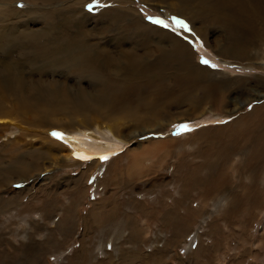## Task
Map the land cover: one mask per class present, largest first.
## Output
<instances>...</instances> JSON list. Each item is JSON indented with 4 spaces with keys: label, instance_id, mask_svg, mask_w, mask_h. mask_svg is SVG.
Masks as SVG:
<instances>
[{
    "label": "rangeland",
    "instance_id": "374dc122",
    "mask_svg": "<svg viewBox=\"0 0 264 264\" xmlns=\"http://www.w3.org/2000/svg\"><path fill=\"white\" fill-rule=\"evenodd\" d=\"M174 3L0 0V35L11 28L45 31L52 10L63 11L60 15L66 19L74 9L77 18L88 14L84 17L88 43L118 60H126L129 49H143L131 38L126 20L100 23L97 9L109 6L124 13L133 11L143 21L185 41L192 61L213 78L229 81L224 94L232 90L224 106L205 100V107L192 114H188L193 110L188 102H177L166 94L160 96L163 114L150 115L145 109L149 104L142 94H136L125 110L84 116L73 109H52L42 101L19 103L0 81V115L15 120L0 123V264H264V36H256L253 45L240 28L242 34L236 36L250 45L248 54L241 59L229 56L223 51L233 45L230 34L219 33L216 25L206 34L198 33L187 16L170 8ZM173 18L188 27L178 26ZM218 35H223L222 48L214 44ZM153 40L155 49L156 37ZM24 45L0 49V68L9 59L25 71L28 87L56 79L70 93L80 88L94 91L90 79L63 68L46 69L35 56L34 44ZM157 55L146 64L153 65ZM205 59L208 64L202 62ZM123 66H112L119 78L110 84L128 96L132 82L123 77ZM178 68L175 64L168 70L167 85H173ZM157 88L151 82L149 100L158 97ZM200 88L195 92L204 98ZM159 106L154 103L152 112ZM132 108L139 111L129 112ZM57 128L84 143L85 147L73 146L71 159L67 157L68 139L52 135L64 134ZM204 128L206 135L200 133ZM232 142H237V150L229 147ZM152 145L156 152L137 169L132 165L133 150L145 146L150 150ZM85 148L83 156L76 154V149ZM23 154L24 164L14 162ZM11 168L24 172L11 174Z\"/></svg>",
    "mask_w": 264,
    "mask_h": 264
},
{
    "label": "bare ground",
    "instance_id": "6f19581e",
    "mask_svg": "<svg viewBox=\"0 0 264 264\" xmlns=\"http://www.w3.org/2000/svg\"><path fill=\"white\" fill-rule=\"evenodd\" d=\"M176 2L177 3L171 4L170 8L175 12H179L182 16L184 15V17L187 16L186 18H188L189 23L196 26V29L195 27L194 29L198 33L202 32L203 34H206L214 27V25H216V28L220 29L219 33L223 31V34L224 32H227L231 35L233 45H230L229 49L226 48L225 51H223L224 53L227 51L226 53H228L229 56L241 59L244 58V53L248 54L247 49L250 45L247 47V45L243 44L244 41L236 36L242 32L240 31V28L244 29L243 35H246L245 38L248 43H251L256 36L260 38L259 35H261V39L264 36V0H176ZM185 9H187V12ZM70 11L72 14L70 13V16L67 15L69 17H66L65 19L62 17L63 15H60L61 12V14H64L63 11L59 13L57 8L56 10H52L49 13L52 18L51 21L46 24L47 29L45 31H29L24 28L19 32L17 30L15 31L14 28H11L8 32L0 35V49L6 51L7 48L9 49L11 46L16 48L15 45L17 43L26 45L27 39H30L29 41H31L34 44L33 47L36 48L34 49L35 56L41 59L43 67H46V69L50 67L63 68L68 73L71 72L79 77L90 79L93 83L91 86H94V91L80 88L77 93H70L69 88L56 79H52L53 81L48 82L41 80L40 83L42 84L40 87H28L25 81V71L18 70L16 65L12 64L8 59V61L3 64V67L0 68V81L5 91L12 96H16V98L19 99V103H25V101L30 103L42 101L47 105H50L52 109H54L55 106H58L63 110L73 109L82 113L84 116H90V112H97L100 114V112L104 110L112 112L125 110L129 108L126 104L133 102L131 95L135 96L136 94H142L141 98L147 102V105L149 104L145 109L149 111L150 115L163 114V108L161 106L163 105V102L160 103V96L164 95L165 98L166 94L169 97L173 96L174 100L177 102H188L189 108L193 109L189 112L190 109L188 114H192L194 111H199L198 109L200 107H205V100L209 103L217 102L222 106L225 105V97L228 93L232 92L231 90L224 94V91H227L224 87L228 86L227 82L229 81L219 76L213 78L204 67L196 64V62L194 63L191 58L192 53L189 50V45L185 43V41L173 37L169 32L160 29L155 25H151L145 20L143 21L140 18V15L133 13V11L129 12L126 10L124 13L115 7H100L97 9V19L99 18L100 23L112 24L121 20H126V28L130 31L131 38H133L136 41V44L143 49L139 51L136 48L129 49L125 54L126 60H118L110 52H106L97 45L88 43L86 40L88 33L84 26L86 24V19L84 17L88 16V14H83V18H77L79 16H76L74 9H71ZM71 17L75 18L72 19ZM80 21H82L81 25L79 24ZM206 23L209 24L207 25ZM78 25H80V27ZM69 27L71 29H69ZM222 36L223 35H218V37L214 38V44L216 47H221L223 42L221 38ZM155 37L156 45H154V49L152 46ZM125 41L126 40H124V42ZM13 43H15L14 46ZM161 43L163 45H161ZM28 46L26 48H28ZM140 51L143 52L141 53ZM22 52L23 50L21 53ZM157 52V59L155 58L153 60L152 58L153 65L146 64L148 58ZM257 52L258 49H256V53ZM156 60H158L157 63ZM114 64H119V66L124 65L123 68L125 69V73L123 74V77H129V82H132L128 96H126L118 86L110 84L111 82H116L119 78V76H114L115 74H113L111 70ZM175 64L179 65L178 69H174L176 80L173 81V85H167V79H169L171 75V72L168 70L171 69V66L174 67ZM2 76L6 79L2 78ZM153 81L158 84L157 93L159 94L158 97H154V101L152 99L149 100L150 93L148 91L149 85ZM27 87L29 89L26 91L25 88ZM198 87H201L200 89H202V92L204 91V98L199 97L198 92H195V89H198ZM154 103H159L160 106L157 110L152 112L153 109H151V107ZM135 111L138 112L139 110L135 108L129 110V112ZM10 117L0 115V123H15V120L13 121ZM259 122L262 124L261 121ZM236 127L237 124H235L234 128ZM57 129L64 133L62 139H68L70 148V152L67 155L68 159L72 158L73 146L81 145V147H85L84 143L79 139L75 140V135L68 133L67 130L60 128ZM238 129L239 128H237V130ZM109 130H111V128H109ZM247 131L249 132V130ZM205 132L206 128L201 130L200 133L205 134ZM219 132L220 130L217 133L219 134ZM67 134L69 136H67ZM234 141L236 140L234 139ZM233 143L234 142L229 145L230 148L234 147L237 142H235L234 145ZM52 144L58 145V143ZM155 145H152L150 150L147 149V145L138 152L133 150L132 154L134 157V163L132 165L136 166L137 169H141L144 164L143 162H145L144 160L152 157V154L150 153L156 152L157 147ZM234 148H232L233 151ZM261 148L264 150L263 146ZM76 150L78 152L76 154L81 156L83 154L82 150L85 151L86 148ZM136 150L138 149L136 148ZM235 150H237V148H235ZM32 155L35 156V154ZM257 158L259 159V156ZM24 159L25 155L23 157L20 156L17 160L14 159V162L24 164ZM212 165H215L214 162ZM9 171L11 174H17L21 170L11 168ZM22 171L24 172V170ZM211 177L212 176H210V178Z\"/></svg>",
    "mask_w": 264,
    "mask_h": 264
},
{
    "label": "snow or ice",
    "instance_id": "6c2138e0",
    "mask_svg": "<svg viewBox=\"0 0 264 264\" xmlns=\"http://www.w3.org/2000/svg\"><path fill=\"white\" fill-rule=\"evenodd\" d=\"M94 2L95 3H99V0H94ZM89 7V9H91V5H89L88 6ZM175 21H176V23H177V25L178 26H180V27H184V28H187L188 27V25L186 24V22H184V21H182V20H179V19H177V18H173ZM157 23H164L163 21H161V20H157L156 21ZM168 25H166L165 24V27H167ZM203 63H205V64H208L209 63V61L208 60H203L202 61ZM213 67H215V65H213ZM182 129H184V130H188V126L187 125H181L180 126ZM52 135H54V136H57V137H59V138H63V134L62 133H58V132H53L52 133ZM85 159H88V157H84ZM103 159H107V156H105V157H103Z\"/></svg>",
    "mask_w": 264,
    "mask_h": 264
},
{
    "label": "crops",
    "instance_id": "0c3cea01",
    "mask_svg": "<svg viewBox=\"0 0 264 264\" xmlns=\"http://www.w3.org/2000/svg\"><path fill=\"white\" fill-rule=\"evenodd\" d=\"M115 213V212H114Z\"/></svg>",
    "mask_w": 264,
    "mask_h": 264
}]
</instances>
